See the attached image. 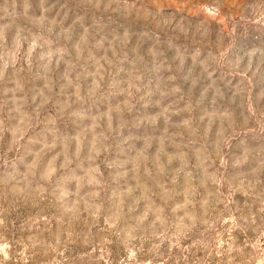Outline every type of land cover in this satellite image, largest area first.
<instances>
[{
	"label": "rangeland",
	"instance_id": "374dc122",
	"mask_svg": "<svg viewBox=\"0 0 264 264\" xmlns=\"http://www.w3.org/2000/svg\"><path fill=\"white\" fill-rule=\"evenodd\" d=\"M0 264H264V0H0Z\"/></svg>",
	"mask_w": 264,
	"mask_h": 264
}]
</instances>
